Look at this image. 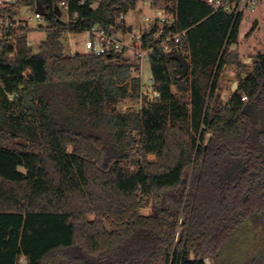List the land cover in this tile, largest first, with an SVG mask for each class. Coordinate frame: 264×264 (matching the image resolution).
I'll use <instances>...</instances> for the list:
<instances>
[{
    "label": "trees",
    "instance_id": "16d2710c",
    "mask_svg": "<svg viewBox=\"0 0 264 264\" xmlns=\"http://www.w3.org/2000/svg\"><path fill=\"white\" fill-rule=\"evenodd\" d=\"M138 1L18 0L40 3L48 29L36 53L21 37L13 59L0 56V264H220L264 217V52L227 101L220 87L224 66L244 67L229 50L242 13L152 0L184 35L149 54L160 97L136 112L116 108L140 97L128 59L64 54L66 35L110 29Z\"/></svg>",
    "mask_w": 264,
    "mask_h": 264
},
{
    "label": "built area",
    "instance_id": "2783aa9c",
    "mask_svg": "<svg viewBox=\"0 0 264 264\" xmlns=\"http://www.w3.org/2000/svg\"><path fill=\"white\" fill-rule=\"evenodd\" d=\"M152 4V0H142ZM215 11H221L226 14H239L244 9H251L258 0H205ZM37 3L28 6L30 11L22 12L21 4L18 0H0V56L7 59H13L16 55V42L21 37L26 38V46L31 48L28 36L31 32H46L48 25L45 21V15L37 11ZM55 11L57 17L61 20L63 12L66 15L65 23H68L73 17L69 16L67 5L64 2L59 3ZM158 13L141 17V27L138 32H133L125 23L124 15H121L110 29H105L99 25H94L82 32L86 36L80 43V49L73 46L64 48V54L69 57L76 55H121L128 59L129 56L142 62L148 59L149 54L155 47H160L164 52H170L171 44H179L184 32H172L174 24V15L166 7L157 10ZM60 13V17L58 16ZM81 34V33H79ZM69 35V34H68ZM150 35L147 39L145 36ZM77 47V43L75 44ZM152 89H140L141 102L146 105L148 102L156 101L160 97V92ZM17 94L8 95L12 100ZM246 100V97H243Z\"/></svg>",
    "mask_w": 264,
    "mask_h": 264
},
{
    "label": "rangeland",
    "instance_id": "374dc122",
    "mask_svg": "<svg viewBox=\"0 0 264 264\" xmlns=\"http://www.w3.org/2000/svg\"><path fill=\"white\" fill-rule=\"evenodd\" d=\"M94 2V6H96V1ZM146 4L142 0H139L136 3L135 8L133 10H130L125 16L126 21L132 25L133 32L139 31L142 15H148L149 13L147 11ZM162 6L163 4L160 5V7ZM21 7L24 14L27 13V11H30L28 5L25 3H21ZM242 14L243 17L238 27L239 52L241 56H248L250 59H248L247 64L244 65L243 68H237L233 72L235 81L237 82L236 88L239 84L240 73L246 74L247 72L251 71L252 64L256 55L258 53L264 52V0H258L251 9H244V11H242ZM65 19L66 15L63 12L61 20L65 21ZM85 38L86 36L82 33L69 34L62 39V43L65 49L70 46L80 49V43L83 42ZM44 39V32L35 31L29 34L28 40L31 44L33 52H37L40 42ZM76 43L78 45L77 47L75 46ZM128 60L131 64H134L135 67L138 68V70H132V76L140 78L142 89H152V87L150 86L151 73L148 59H145L142 62H137L136 59L129 56ZM223 73L232 75V71L229 68L225 70L222 69L221 74ZM221 74L220 87L222 91L228 92V94H221V96L224 101H227L233 93L231 90V81L223 79ZM173 90L175 94H177L176 89L173 88ZM142 105L143 103L140 99H125L120 101L117 104L116 108L121 112H136L140 110ZM148 159L153 161L154 156L150 155L148 156ZM149 208L150 199L147 198L142 212L144 214L149 213ZM261 253H264V217H260L256 222H246L241 226L231 244L222 253L220 257V264H242L249 258ZM204 261L206 264H210V260L208 258H206ZM19 263L25 264L26 260L24 258H20Z\"/></svg>",
    "mask_w": 264,
    "mask_h": 264
},
{
    "label": "crops",
    "instance_id": "0c3cea01",
    "mask_svg": "<svg viewBox=\"0 0 264 264\" xmlns=\"http://www.w3.org/2000/svg\"><path fill=\"white\" fill-rule=\"evenodd\" d=\"M94 1H97V0H94ZM145 4H146V2H144ZM148 4V3H147ZM146 4V6H147V11L150 13H148V15H152L153 14V12L154 13H158V11L157 10H159L160 8H162V7H160V6H157V7H155V6H153V4H149V5H147ZM253 10V9H252ZM251 10V11H252ZM140 12H142V11H140ZM126 16V15H125ZM125 16H124V23L132 30V25L129 23V22H127L126 21V19H125ZM142 16H146V15H142ZM242 17H243V14H242ZM242 19V18H241ZM140 27H141V25H140ZM229 50H231V51H235V52H237L238 53V55H239V58H240V60H241V62L244 64V65H246L247 64V61H248V59H250L248 56H241V54H240V52H239V42H238V37H237V42H236V44H234V45H232V46H230V48H229ZM227 68H229L231 71H232V75H227V74H221V76L223 77V79H225V80H229V81H231V86H232V88H231V90H232V92H234L235 91V89H236V84H237V82L235 81V77H234V70H236L237 69V67L236 66H234V65H226V66H224L223 67V70H225V69H227ZM245 77V74H242V73H240V78H244ZM222 81V80H221ZM174 88V87H173ZM173 88H172V92L173 93H175L174 92V90H173ZM175 89V88H174ZM221 94H228V92H226V91H221Z\"/></svg>",
    "mask_w": 264,
    "mask_h": 264
},
{
    "label": "water",
    "instance_id": "95a60500",
    "mask_svg": "<svg viewBox=\"0 0 264 264\" xmlns=\"http://www.w3.org/2000/svg\"><path fill=\"white\" fill-rule=\"evenodd\" d=\"M36 7H37V11L41 15H45V9L43 8V6L40 3H37ZM58 16L60 17V13H58ZM171 59L177 61L178 65H179V77L184 78L188 72V62H187L186 58L181 53H177V54L171 55Z\"/></svg>",
    "mask_w": 264,
    "mask_h": 264
}]
</instances>
